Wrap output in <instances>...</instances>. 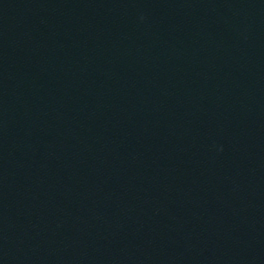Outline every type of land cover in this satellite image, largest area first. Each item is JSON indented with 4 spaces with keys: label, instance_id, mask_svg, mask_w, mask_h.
<instances>
[{
    "label": "water",
    "instance_id": "1",
    "mask_svg": "<svg viewBox=\"0 0 264 264\" xmlns=\"http://www.w3.org/2000/svg\"><path fill=\"white\" fill-rule=\"evenodd\" d=\"M264 148V0H0V264H155Z\"/></svg>",
    "mask_w": 264,
    "mask_h": 264
}]
</instances>
